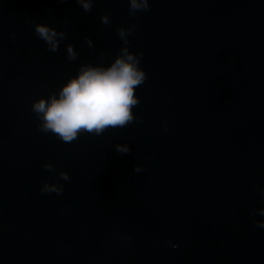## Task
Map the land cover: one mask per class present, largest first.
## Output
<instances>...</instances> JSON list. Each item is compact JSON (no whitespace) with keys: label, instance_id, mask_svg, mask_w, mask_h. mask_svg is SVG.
<instances>
[{"label":"water","instance_id":"water-1","mask_svg":"<svg viewBox=\"0 0 264 264\" xmlns=\"http://www.w3.org/2000/svg\"><path fill=\"white\" fill-rule=\"evenodd\" d=\"M128 8L0 0V264H264L253 223L264 216L250 215L264 208V0ZM29 21L66 33L58 52ZM131 24L128 48L143 53L147 77L135 89L139 122L70 144L39 131L33 101L101 54L113 62L124 46L116 30ZM124 143L131 154L116 151ZM61 171L71 177L63 194H41Z\"/></svg>","mask_w":264,"mask_h":264},{"label":"clouds","instance_id":"clouds-1","mask_svg":"<svg viewBox=\"0 0 264 264\" xmlns=\"http://www.w3.org/2000/svg\"><path fill=\"white\" fill-rule=\"evenodd\" d=\"M75 2L85 13H89L96 0H75ZM127 2L128 13L131 16H135L137 12L151 10L150 0H127ZM100 20L106 26L112 22L111 17L106 13L101 15ZM29 23L33 25L35 35L45 42L46 50L49 52H58L61 41L67 39L64 31H57L56 28L44 23L35 21ZM136 29L137 25L131 24L127 28L120 27L116 30L124 46L109 65L103 66L105 58L101 54L97 58L98 65L81 64L77 74L70 77L58 93L53 92L46 98L40 97L33 101L32 112L40 121L37 125L39 131L51 133L62 142L70 144L81 134L101 136L109 129L125 128L134 122H139V117L133 114V108L140 103L135 89L142 85L147 77L145 71L139 67L143 53H133L128 48V37ZM84 42L89 49L95 48L90 37H85ZM66 54L69 61L78 59V53L72 44L66 45ZM164 128L167 130V123L164 124ZM114 147L121 155L131 154V148L126 143L115 144ZM42 167L49 172L55 171L51 163H45ZM143 171L141 165H134V173ZM55 180V183L45 181L40 188L41 194L62 195L64 186L60 181H70L71 177L68 172L61 171ZM259 190L264 193V188ZM254 214L264 216V208L250 209V215ZM253 223L257 227L264 228V220L254 219ZM165 243L173 249L178 247L171 240H166Z\"/></svg>","mask_w":264,"mask_h":264}]
</instances>
